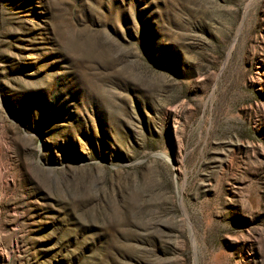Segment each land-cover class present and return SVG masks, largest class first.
Segmentation results:
<instances>
[{"label":"rangeland","instance_id":"obj_1","mask_svg":"<svg viewBox=\"0 0 264 264\" xmlns=\"http://www.w3.org/2000/svg\"><path fill=\"white\" fill-rule=\"evenodd\" d=\"M0 264H264V0H0Z\"/></svg>","mask_w":264,"mask_h":264}]
</instances>
